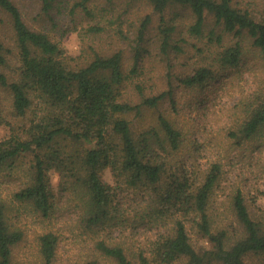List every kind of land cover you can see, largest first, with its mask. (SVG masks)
Segmentation results:
<instances>
[{"label":"trees","instance_id":"obj_1","mask_svg":"<svg viewBox=\"0 0 264 264\" xmlns=\"http://www.w3.org/2000/svg\"><path fill=\"white\" fill-rule=\"evenodd\" d=\"M34 1L38 28L26 20L25 0H0V88L11 100L0 107V124L8 128L0 138V264H24L16 259L24 232L9 219L11 209L24 207L42 219L60 217L53 170L67 192V210L76 213L68 230L91 254L79 264H101V258L111 264H264V221L253 216L245 197L246 165L239 166L230 211L224 217L214 211L223 159L237 151L243 158L259 156L264 165V0H147L159 15L161 52L169 51L183 12L192 19L190 37L207 38L205 48L197 45L201 63L191 73L177 74L183 90L197 91L189 102L192 119L191 111L205 113L207 107H198L199 88L225 71L238 78L245 65L253 73V84L230 109L231 123L221 135L224 147L213 158L206 155L202 167L196 160L208 150L196 128L189 133L178 118L182 109L171 71L166 88L147 87L139 79V46L130 65L123 50L103 45L76 62L48 28L50 21L58 24L55 0ZM86 1L71 8L73 29L80 14L87 31L100 33L104 15ZM170 10L173 16L166 18ZM83 15L100 19L85 25ZM151 22V14L140 22V43ZM174 48L186 50L181 44ZM132 88L137 99L128 93ZM147 109L153 111L151 122L135 125L130 115L143 119ZM214 143L217 149L218 138ZM105 169L113 183L104 179ZM7 177L13 180L5 196L1 186ZM195 236L209 246L197 247ZM37 240L33 264H56L61 234L49 229Z\"/></svg>","mask_w":264,"mask_h":264},{"label":"rangeland","instance_id":"obj_2","mask_svg":"<svg viewBox=\"0 0 264 264\" xmlns=\"http://www.w3.org/2000/svg\"><path fill=\"white\" fill-rule=\"evenodd\" d=\"M27 4L23 5V11L26 15V20L28 23L38 28L40 25L36 23V7L34 0H25ZM75 1L81 0H55L57 5L54 8L53 15H56L57 25L52 26L50 21V26L48 27L51 35L55 40H60L62 46L65 47V51L68 55L74 56L82 61L85 58L91 57L94 53V49H99L100 45H103L106 49H121L125 55V63L130 65L134 62V56L136 48L142 50V56L139 69L140 72H143L139 76V79L146 81V86L155 85L160 89H164L168 86L167 76L168 71L172 73L173 84L176 86L175 91L178 92V104L182 109V112L179 114L178 118L185 125L186 130L189 133H192V128H196V133L203 140L205 146L207 147L208 153H204L199 159L196 160L198 166H204L203 163L206 162V155H210V158H213V154L220 151L224 144L221 143L224 139L221 138L222 132L225 128L231 123L230 121V109L238 101L240 97V92L242 89L251 86L254 82L252 80L253 73L250 70H247V65L243 66L242 72L238 73L239 77L234 76L233 71H225L223 73V78H217L205 87L199 88V100L203 102L198 107L207 106L205 113H209L207 116L204 113V110L198 113V110L195 109L191 111L192 115L197 119H192L189 115V102L192 100L191 97L197 95V91H185L183 90V85L180 84V81L177 78V74L183 75L185 73H191L192 70L201 63L202 55L199 54L197 45L202 46L206 43L207 38L197 39L195 37H190L188 33V24L191 22V18L187 16L186 12L184 16L177 21V30L174 31L173 36L170 40L171 44L167 54L160 51V42H159V15L153 11L152 5L147 0H87L86 5L92 8V10L98 14L104 15V21L102 24L106 28L100 33H93L87 31L86 27H83L80 20L81 15H77L75 18L79 21V24L75 30L74 22L72 17L74 16L71 13V8ZM180 9V8H178ZM173 11L170 10L166 14V18H171L173 16ZM147 14H151L152 22L149 25L148 30L145 34V39L141 41L137 38L138 35V26L140 22L145 18ZM85 18V16L83 15ZM119 17V18H118ZM100 19L99 17H97ZM97 18H85L84 23H92ZM114 19V21H111ZM213 17L208 15L207 22L213 24ZM68 30L65 34V30ZM123 31V32H121ZM1 33V31H0ZM126 36V37H125ZM186 40V42H184ZM195 43L196 46L192 44ZM181 44L185 47V51L175 50V46ZM251 59L248 61L250 62ZM13 61H16V58H13ZM74 61V62H75ZM248 62V65L250 63ZM242 68V66H241ZM239 68H237L238 70ZM10 69L7 68V72ZM223 81V82H222ZM179 83V85H177ZM133 85V84H132ZM132 90V91H131ZM128 91L131 97L137 96L133 88ZM196 94V95H195ZM10 95L4 88H0V107L5 108L10 103ZM169 102V101H168ZM168 102L163 104L162 107H165ZM188 104L183 107V105ZM187 112V113H186ZM153 111L147 109L143 113V119L134 117L130 115L131 118L135 119L134 124L139 126H146L151 122ZM204 113V114H203ZM216 116L215 118H212ZM211 118V119H210ZM7 126L0 124V138L7 134ZM218 138V146L215 148V139ZM242 152L233 151L226 159H223L225 164V174L221 180L220 185H217L215 190V213L221 214L222 217L226 216L227 212L230 211L229 203L231 198V193H233L234 187L239 186V166L246 165L245 170L250 174L247 179V184L243 186L244 193L246 194L247 203L250 207V210L253 216L262 219L264 221V165L260 163L262 160H259V156L254 159H249L244 157ZM209 158V159H210ZM241 160V163L238 162ZM248 163H251L252 166ZM245 173V174H246ZM17 174H23L19 172ZM16 174V175H17ZM103 177L106 181L113 183V177L109 169L103 171ZM52 186L57 198L58 208L57 214L60 217H55L51 219H42L38 214L32 212L24 207H20L21 210H18L16 207L11 209L8 213L9 219L19 227L24 232V238L20 245L16 249V259L21 261L24 264H33L37 258V244H38V234L40 232L55 229L61 234V248H59L58 259L56 264H79L82 260L91 257V254L88 250L87 243L79 240L74 241V236L70 234L68 228L73 225V219L76 217L75 211L67 210L68 206L66 203L67 192H63L60 184L59 173L55 170L51 172ZM8 180L10 182H8ZM11 177H7V182L2 184V189L4 195L9 194V189L12 182ZM14 181H16L14 179ZM63 192V193H62ZM253 200H256L253 204ZM229 215V214H228ZM227 219V218H226ZM232 219V217H228ZM233 221V220H232ZM76 231H78L76 229ZM241 231L238 229L236 237L239 236ZM194 243L197 247L209 246V244L201 239L194 237ZM101 264H111L109 259H100Z\"/></svg>","mask_w":264,"mask_h":264}]
</instances>
